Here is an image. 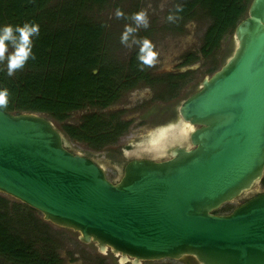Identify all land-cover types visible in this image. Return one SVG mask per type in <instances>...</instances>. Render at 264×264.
Wrapping results in <instances>:
<instances>
[{"label":"water","instance_id":"water-1","mask_svg":"<svg viewBox=\"0 0 264 264\" xmlns=\"http://www.w3.org/2000/svg\"><path fill=\"white\" fill-rule=\"evenodd\" d=\"M234 41L179 107L186 144L166 162H131L116 183L46 115L0 109V194L120 264H264V0H252Z\"/></svg>","mask_w":264,"mask_h":264},{"label":"trees","instance_id":"trees-1","mask_svg":"<svg viewBox=\"0 0 264 264\" xmlns=\"http://www.w3.org/2000/svg\"><path fill=\"white\" fill-rule=\"evenodd\" d=\"M251 2L177 0L169 15L178 19L169 22L168 30H177L202 14L210 24L201 54L209 56L220 48L226 36L234 34L247 16ZM178 5L183 11L177 12ZM106 6L109 0H0V29L6 25L23 27L26 23L40 28L39 36L32 37L35 60L29 59L25 68L11 77L7 74V61L0 63V90L9 91V104L3 110L43 114L62 123L75 112L108 108L124 93L153 77L147 73L148 67L140 70L139 47L128 58L127 68L119 66L111 55L105 44L106 24L95 18ZM12 51L9 46V52ZM187 58L191 62L200 59L193 54ZM63 133L70 140L87 143L99 151L116 140L122 125L111 126L95 113L86 116L78 126L64 125ZM5 202V198L0 199V204ZM227 211L223 207L216 213ZM4 214L0 215L1 258L12 264H59L56 249L44 246L39 255L33 242L9 230L4 220L7 212Z\"/></svg>","mask_w":264,"mask_h":264},{"label":"rangeland","instance_id":"rangeland-1","mask_svg":"<svg viewBox=\"0 0 264 264\" xmlns=\"http://www.w3.org/2000/svg\"><path fill=\"white\" fill-rule=\"evenodd\" d=\"M176 1L177 0H109V6H106L102 11L97 13L95 18L99 22L101 21L106 24V33L108 36L105 40V44L111 50V55H113L115 59L123 61L128 59L130 55L140 47L138 44H133L132 47L129 48L121 43V36L125 30V26L131 25L135 27V23L130 17L134 13L140 11H145L147 13L150 26L147 29L141 27L135 34V39L142 40L147 38L155 45L154 50L159 53V62L155 67H152L153 70L158 73L161 72L162 74L175 72L181 68L182 60L188 57V55L201 54L204 35L210 21L204 18L202 14H198L195 20L186 22L183 26L180 25L179 29L168 30L170 23L167 18ZM118 8L125 14V18L118 19L116 17V10ZM193 24L194 27L192 26ZM189 37H191V39H189ZM129 43H131V38ZM234 49V34H229L222 40L218 50L209 56H202L200 60L201 69L199 72H195L189 77V81L186 84L184 83L182 88L175 92L173 99H175L176 102L181 101L183 97L192 91L194 83H200L204 77L211 76L215 71L220 69L231 56ZM169 66H171L172 71L166 70ZM141 85L142 83H140L139 90L137 91L124 93L121 97L122 101L117 104V106H119V111L120 109L122 110L119 112L122 118H132L131 128L133 127V131L126 135L128 137L125 136L112 145L110 148L112 154L116 155V153H121L120 151L124 148L123 146L133 141L136 143L138 142L140 148H144V145L148 144L147 141L150 139V134L154 131L155 126L150 122L152 118L150 121L145 122H139L138 120H141L144 115L148 113L149 108L159 107V109H162L167 105V100L161 103L160 100L157 99L158 92H160L161 89H150L148 86ZM93 112L106 116L110 115L109 110L90 108L73 113L65 122L58 123L54 121V123L57 128L63 132L64 125L70 124L78 126L86 116L91 115ZM63 134L65 135V133ZM68 141L69 147L80 154L94 152V148L87 143L76 142L69 138ZM107 177L109 180L115 178L111 169H108ZM259 191L263 192L264 188L261 187ZM1 198H5L6 202L0 204V215L7 212L5 216L6 219L4 220L8 222L9 230H11V232L14 231L13 233H17L18 236L27 240V242H33V248L39 255H41V248L49 245L48 247H52L54 250L56 249V255L60 258L59 264H118L117 260L112 259L110 254L102 255L94 245H85L81 243L78 239V233L59 228L45 221L40 212L20 201L0 194V199ZM240 204L239 202L225 205L224 208L229 209V211L222 214L232 212L233 209ZM47 239L49 243L44 242V240ZM188 263L169 259L144 262V264ZM0 264L12 263L0 257ZM191 264L194 263L191 262Z\"/></svg>","mask_w":264,"mask_h":264},{"label":"flooded vegetation","instance_id":"flooded-vegetation-1","mask_svg":"<svg viewBox=\"0 0 264 264\" xmlns=\"http://www.w3.org/2000/svg\"><path fill=\"white\" fill-rule=\"evenodd\" d=\"M196 55L200 57L199 60L191 62V60L190 61L187 60L188 59L187 57L184 60H182L181 68L185 69L184 71L180 70L181 69L180 68L175 72H168L166 74L165 73L162 74L161 72L158 73L157 71L153 70L152 67L148 68L147 73L151 74L153 77L150 78L147 82H141L142 83L141 86L145 85L150 87V89L151 88L161 89V91L158 92L157 99L160 100L161 103H163L164 100H167V105H165L164 108L162 109H159V107L149 108L148 113H146L141 120L140 119L138 120L139 122L142 121L145 122V121H150V119L152 118L153 121L151 120L150 122H152L153 126H155L154 131L150 134V139L147 141L148 144L144 145L145 149L140 148L138 142L136 143L135 141H133L131 143H126V145L123 146L124 148H122V150L120 151L121 153H116V155L111 153L110 148L112 147V145L115 144L119 139H122L123 137L128 135V133H132L133 131V127L131 128L132 118L124 119L119 113L122 111L121 109L119 111L118 109L119 106H117V104L120 101H122V99L120 98L113 105L109 106L108 108L102 109V110L110 111L109 116L106 115H102V116H105L103 117L104 120L109 122L111 126L122 125V133L119 134L116 140L114 142H110V144H107L103 149L99 151L94 150L93 153L80 154L74 149L68 147L69 150L74 154H79L93 160L94 162H96L97 164H99L104 168L107 175H108V169H111L115 175V178L110 180L114 183L120 181V179L124 175V171L127 165L130 164L131 162L151 161L155 163H162L169 161L171 159L170 156L171 150L177 148L182 144H186L188 137L185 129L189 125L181 119L179 115V107L185 100H187L188 98H190L191 96H193L194 94L200 91L201 83L204 80L203 79L200 83H194L192 91L189 94H187L185 97H183L181 101L176 102L175 99H173L175 92L180 90L184 85V83L186 84L189 81V77L193 73L199 72V70L201 69L200 60L202 59L203 55L200 53ZM116 61L119 66L121 64L122 67L124 66L126 67L128 65L129 60L126 59L120 61L117 59ZM139 85L129 91L139 90ZM129 91H127V93ZM113 111H118V112H113ZM95 113L98 114L97 112H93L92 114ZM250 198H253V196L241 200L240 203H244L248 201ZM109 254L112 256V259H116L117 263L120 264L118 257H116L111 252H109L107 255Z\"/></svg>","mask_w":264,"mask_h":264},{"label":"clouds","instance_id":"clouds-1","mask_svg":"<svg viewBox=\"0 0 264 264\" xmlns=\"http://www.w3.org/2000/svg\"><path fill=\"white\" fill-rule=\"evenodd\" d=\"M177 12L183 11L181 6H177ZM116 17L118 19L125 18V14L118 8L116 10ZM130 19L135 23V27L126 25L125 30L121 36V43L127 47H132L133 44H138L139 53L137 56L140 62V70L143 71L145 67H155L159 62V53L155 51V45L147 38L142 40L135 39V34L143 27L147 29L150 22L145 11L134 13ZM169 22H174L178 17L174 15L168 16ZM194 27V24L192 25ZM40 28L37 24L26 23L23 27L6 25L0 29V63L7 61V74L14 76L16 72L22 71L29 59L35 60L33 54V40L32 37L39 36ZM131 38V43H129ZM191 39V37H189ZM9 46L14 51L9 53ZM167 71H172L171 66L166 68ZM184 71L185 69H181ZM9 104L8 89L0 90V109L7 108Z\"/></svg>","mask_w":264,"mask_h":264}]
</instances>
